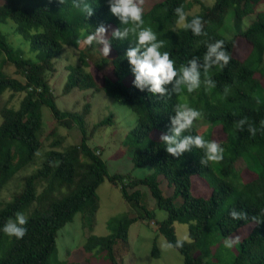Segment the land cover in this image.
<instances>
[{
	"label": "trees",
	"instance_id": "trees-1",
	"mask_svg": "<svg viewBox=\"0 0 264 264\" xmlns=\"http://www.w3.org/2000/svg\"><path fill=\"white\" fill-rule=\"evenodd\" d=\"M260 1L215 0L211 6H206L197 0L201 9L186 15V23L194 16L201 17L207 36H195L190 29L176 27L179 17L175 9L182 5L186 12L188 0H160L143 9L144 26L151 27L157 40L164 42L160 51L170 53L178 72L172 83L163 85L166 93L161 96L150 93L149 86L141 90L133 83L135 74L126 52L138 46L137 34L129 32L123 38L113 37L115 29L123 31L124 27L132 25L121 24L111 13L109 0H64L63 4L59 0H2L0 27L7 20L15 22L16 31L28 41L37 60L16 56L7 33L0 28V194L18 172L34 166L37 161L39 164L23 178L21 189L10 199L0 197V264H47L55 250L57 231L95 199L96 190L105 179L120 185L123 197L142 212L122 215L111 233L89 237L85 250H107L112 264H120L113 256V245L117 240L126 239L132 222L143 218L154 223L158 233L180 252L183 264H209L196 251L203 253L210 249L213 226L222 237L240 231L236 235L239 245L232 264H264V10L257 13L247 28L239 27L242 18ZM74 4L79 8L88 4L93 15L88 17L81 13ZM229 9L234 13L236 32L226 37L218 30ZM101 24L107 29L103 39L109 42V56L102 53L104 45L100 47L102 56L98 59L88 60L87 57L92 56L82 54L80 63L66 67L61 93L65 95L74 89L93 93L101 89L136 113L137 122L127 136H133L137 142L131 155L134 166H148L153 170L143 178L130 172L109 174L100 157L101 149L91 148L86 143L97 129L111 124L113 115L108 114L87 132L85 121L91 104L87 102L77 111L59 109L48 79L49 73L55 71V60L64 46H77ZM216 40L224 41L231 59L226 66L215 65L209 70L208 76L215 81V87L209 89L203 83L206 79L204 54L206 42ZM245 43L249 51L240 58L235 51ZM192 58L200 65L201 86L191 94L185 89L176 95L172 88L175 79L182 75L179 69L181 65L188 66ZM7 65H13L18 76L7 74L3 69ZM106 65L110 66L112 76L104 71ZM124 78H132V81L125 83ZM5 91L10 94L9 99L3 101ZM17 93L21 94L19 105L13 108L8 103ZM178 103L203 114L182 137L201 135L212 141L215 129L223 135L218 142L224 149L218 174L213 171L211 162L201 163L205 150L195 145L179 157L166 152L160 137L171 134V117ZM42 106L50 109L54 119L47 134L52 140L42 158L36 159L43 144ZM245 117L241 127H235ZM203 124L207 129L200 132ZM59 126L77 127L81 132L80 141L66 145L64 136L57 132ZM250 126L255 135L249 131ZM155 131L160 133L150 139ZM147 139L150 140L144 143ZM240 159L245 166L237 170L235 163ZM243 171L249 173L246 181L241 179ZM159 177L173 188L172 194H163ZM142 185L156 199L157 207L166 211L164 219L155 221L154 212L141 203ZM226 202L227 206L222 209ZM18 211L28 220L27 234L22 239L8 236L2 230L9 219L15 220ZM232 211L244 213L246 219H234L230 215ZM174 222L188 224L189 240L176 236ZM152 254L158 255L155 242Z\"/></svg>",
	"mask_w": 264,
	"mask_h": 264
},
{
	"label": "rangeland",
	"instance_id": "rangeland-1",
	"mask_svg": "<svg viewBox=\"0 0 264 264\" xmlns=\"http://www.w3.org/2000/svg\"><path fill=\"white\" fill-rule=\"evenodd\" d=\"M158 1L160 0H144L141 6L145 9L147 6ZM199 1L206 6H211L215 2V0ZM1 2L2 0H0ZM188 2L190 4L189 9L185 12L186 15H192L200 11L201 5L197 0H188ZM230 9L227 10L223 18V25L218 30L219 33L226 37H231L236 32V28L233 25L234 13ZM263 10L264 0H261L255 5L252 12L242 18L239 24L240 29L247 28L256 19L257 13ZM184 23H186V20L180 22L178 19L176 27H183ZM0 28L3 33H7V40L13 46L16 56L37 60L36 53L30 49L28 41H25L22 35L16 31L15 22L7 20ZM237 39L238 41L240 40V38ZM85 41L86 38L81 39L77 46H64L62 52L55 60V71L48 75L50 86L56 97V104L61 110L77 111L85 103H90L91 111L86 116L85 121L87 132L92 130L95 123L104 119L108 114H112L113 119L111 124L97 129L91 137L88 136L86 143L91 148L101 149L100 157L105 162L109 174L130 172L133 176L143 178L152 173L153 170L148 166H134L131 155L137 142L133 136H127L130 129L137 122L136 113L109 97L101 89L93 93L90 90L81 91L77 89L65 95L61 93L64 80L66 79L67 66L80 63L82 54L91 55V58L87 57L88 60H95L102 56L100 51V47L103 46L102 43L93 41L92 45H87ZM248 51L247 44H242L236 49L235 54L243 58ZM3 69L9 75L18 76L14 73L13 65H7ZM104 71L106 74L112 76L110 66L106 65ZM123 80L125 83H129L132 81V78H124ZM262 82L264 84V79ZM9 94L10 92L8 91L3 93V101L9 99ZM20 97L21 94H15L10 99L9 106L17 108ZM41 112L43 119V131L41 135L43 144L36 155V159H41L44 152L50 148L52 137L47 136V134L54 122L51 111L47 106H42ZM1 120L0 114V122ZM206 129L207 126L203 124L200 126L199 131L203 132ZM57 132L64 136L66 145L76 143L81 138V132L77 127L68 129L59 126ZM213 132L212 139L217 143L223 139V135L219 130L215 129ZM159 133L158 131L152 132L149 138H155ZM150 139H147L144 143ZM38 164L39 162L37 161L34 166L18 172L14 179L2 189L0 197L3 200L10 199L15 192L21 189L23 178L33 171ZM211 164L213 171L218 174L221 166L220 162H211ZM244 166L245 163L242 159L235 163L237 170H242ZM240 175L241 179L246 181L249 173L248 171H243ZM159 178L163 194H172L173 188L168 186L165 179ZM140 190L142 193L141 203L154 212V220L164 219L167 215L166 211L157 207L156 199L151 195L147 187L142 185ZM227 204L228 202L224 204L222 209ZM141 212L142 209L123 197L120 185H114L108 179H105L98 186L95 199L89 201L83 211L77 212L70 222H67L57 231L55 250L49 257L47 264H112L107 250L99 251L98 249H94L87 251L84 244L93 235L105 236L115 230L117 220L122 215L134 216L139 215ZM174 229L176 236L180 240H189L187 223L174 222ZM211 230L213 237L209 242L210 249L203 253L196 251L197 255L207 260L209 264H232V259L237 253L239 245L236 235L240 231L234 235L222 237L215 226ZM154 242L158 248L157 256L152 254ZM228 243H231L230 248L226 246ZM112 251L113 256L120 264H183V256L180 252L171 246L163 235L158 233L154 223L143 218H138L129 225L126 239L117 240L113 245Z\"/></svg>",
	"mask_w": 264,
	"mask_h": 264
},
{
	"label": "clouds",
	"instance_id": "clouds-1",
	"mask_svg": "<svg viewBox=\"0 0 264 264\" xmlns=\"http://www.w3.org/2000/svg\"><path fill=\"white\" fill-rule=\"evenodd\" d=\"M64 3V0H59ZM144 0H109L110 11L116 16L121 24L132 26L124 27L123 31L119 28L115 29L112 33L113 37L123 38L129 32L137 34V47L129 48L126 52L127 59L132 67V72L135 74V81L133 82L138 88L143 90L146 86L148 91L153 95L159 94L164 96L166 89L163 87L165 84L172 83L174 78L178 76L177 69L175 68V61L170 58L168 51L161 52L160 49L164 47V42L157 40V34L151 27H145L143 19L142 4ZM74 8H79V5L74 4ZM80 12L86 14L88 17L93 15V9L84 4L79 8ZM175 13L179 17V21L186 20L184 8L181 5L175 9ZM184 30H191L195 36H207L204 31V21L199 16H194L190 22L183 24ZM137 29L139 31L137 32ZM107 31L106 27L101 24L96 28L95 32L86 37V44L92 45L93 41L102 43V53L104 56H109L110 45L109 42L103 39V34ZM98 36L100 37L98 39ZM207 51L204 54L203 69L206 79L203 83L209 88L215 87V81L209 76V70L215 66H226L231 57L224 48L223 40H216L215 43H207ZM141 47L144 49L141 51ZM214 57V59H213ZM200 65L197 63L196 58L188 61V66L181 65L179 71L182 73L178 79H175L173 84L172 93L179 95L186 89L187 93L191 94L201 86V74L199 71ZM181 85L184 88H181ZM175 115L171 117V134L162 135L160 139L165 144L166 152L172 156L179 157L181 153L190 149V146L195 145L197 148L205 150V158L201 160L202 164H209L210 162H220L223 160L224 149L215 141L205 140L201 135H184L181 134L190 131L193 127L194 121L202 118V112L198 109L190 107L187 104H177L174 108ZM247 118L240 120L236 123L235 127L240 128ZM264 123V121H262ZM249 131L255 135V130L250 126ZM230 215L234 219H246L244 213H237L232 211ZM28 223L27 217L21 213H15V220L9 219L4 227L3 232L8 236H15L17 239H22L27 234L25 225ZM238 242V238H237ZM231 247V243L226 245Z\"/></svg>",
	"mask_w": 264,
	"mask_h": 264
},
{
	"label": "crops",
	"instance_id": "crops-1",
	"mask_svg": "<svg viewBox=\"0 0 264 264\" xmlns=\"http://www.w3.org/2000/svg\"><path fill=\"white\" fill-rule=\"evenodd\" d=\"M65 81V80H64Z\"/></svg>",
	"mask_w": 264,
	"mask_h": 264
}]
</instances>
